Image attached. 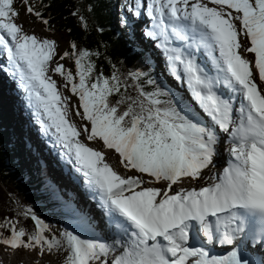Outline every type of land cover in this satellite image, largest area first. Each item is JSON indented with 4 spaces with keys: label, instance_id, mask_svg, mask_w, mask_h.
<instances>
[{
    "label": "snow or ice",
    "instance_id": "1",
    "mask_svg": "<svg viewBox=\"0 0 264 264\" xmlns=\"http://www.w3.org/2000/svg\"><path fill=\"white\" fill-rule=\"evenodd\" d=\"M22 3L28 14L49 25L31 0ZM141 7L142 0H135L136 16ZM146 11L159 30L147 35L162 38L159 47L172 74L180 79L183 73L210 123L180 100L162 107L159 97L165 93L159 90L149 94L141 88L142 99L121 95L112 104L109 98L121 94L117 74L90 82L94 54L77 52L72 43L74 77L55 62L57 42L28 34L17 23L16 0H0V55L33 99L42 127L75 160L104 216L100 223L89 212L73 209L77 226L91 235L73 229L47 238V226L29 209L26 216L35 232L5 220L0 229L8 228L9 235L0 231V245L63 253V264H264V254L250 251L258 247L264 253V0H147ZM169 30L187 42V51L172 46ZM193 48L205 49L215 77L198 63ZM69 55L64 52L59 59ZM53 75L63 77L65 87L71 85L83 110L75 114L90 129L81 131L71 122L69 98ZM140 76L132 73L131 79ZM220 85L230 95L221 94ZM122 104L127 105L123 111ZM217 128L231 137L230 159L222 174L205 180L204 170L217 155ZM82 132L88 141L98 138L113 149L129 173L140 175L117 172L101 151L80 139ZM185 180L202 186L185 188ZM217 243L227 248L224 254L205 246Z\"/></svg>",
    "mask_w": 264,
    "mask_h": 264
},
{
    "label": "trees",
    "instance_id": "2",
    "mask_svg": "<svg viewBox=\"0 0 264 264\" xmlns=\"http://www.w3.org/2000/svg\"><path fill=\"white\" fill-rule=\"evenodd\" d=\"M122 1L120 0V2ZM31 2L43 13L44 18L53 25V29L57 28L69 39L71 44L75 43L77 45V52L86 50L94 54L90 57L91 62L95 65L92 75L107 77L114 64L132 68L137 63L138 60H135L137 58L130 56L131 49L119 34L120 29L118 28V24L122 21L123 17L121 14L117 17L115 13L116 4L113 1L31 0ZM121 29L124 30V27H121ZM71 52L72 49L69 51L70 59L73 58ZM123 79L125 78L123 77ZM164 101H167V99ZM166 105L169 106L170 104L164 103V106L163 104L161 106L167 107ZM2 106L0 105L1 108ZM0 128H3V124H0ZM7 130L0 131L3 136L5 135L4 137L1 136L3 139L0 138V214L5 215L7 213V203H13V196L9 195L10 193L17 192L21 197L26 198L28 197V193L25 192L26 189H32L34 192H31L32 194L30 193V195H35L42 203L40 206H34V204L28 202L26 204L28 210L31 209V212L41 211L45 213L49 204H46L47 197L36 189L39 186L38 184L36 185L38 181L31 180L24 186L23 182L27 179L26 175L30 169L28 172H22L20 167H17L18 164L16 162L10 161L11 156L20 153V150L14 148L13 129L8 128ZM7 161L10 163L9 166L7 165ZM11 168H15L14 171H11ZM30 184H32V187ZM16 213L19 214L21 219L18 217L14 218V216H12V219L14 218V221L17 223L21 221V224H18V229L23 227L27 231L30 227L22 220L28 221L31 219L19 211ZM12 214L15 215L14 212ZM6 232H9L8 228ZM27 232L31 234L35 231L30 228Z\"/></svg>",
    "mask_w": 264,
    "mask_h": 264
},
{
    "label": "rangeland",
    "instance_id": "3",
    "mask_svg": "<svg viewBox=\"0 0 264 264\" xmlns=\"http://www.w3.org/2000/svg\"><path fill=\"white\" fill-rule=\"evenodd\" d=\"M21 3H22V0H16L17 8H19ZM130 3L133 4V9H135V0H130ZM146 5H147V0H146L145 5L142 2V7L139 9V11L143 10ZM19 12H20V16H19V19L17 20V23L22 24L24 27V30L28 34L36 35L41 39L47 38V39L55 40L57 42V57L55 58V62L63 64L65 66V68L68 70H73V65H72V63L68 62V58H66L64 60L59 59L60 55H62L64 52H67V49L69 47V39L67 37H65L64 34L61 33V31H59L57 28L53 29V25L51 23H49V25H47V26L44 25L39 20H38L39 22L37 21L38 22L37 23L35 21L34 16L28 14L26 12V9L23 11L19 9ZM48 26H49V29H51V30L48 29ZM1 59L6 64V66L3 65L4 68L2 70H0L1 71L0 75L2 76V79L7 80L10 84L18 85L15 81V75L16 74H14V71L9 67L7 60L3 57V55L1 56ZM144 66H145V68H148L150 65L146 64ZM91 78H93V77H91ZM53 79L57 80L58 90L64 96H67L69 98L70 112L72 113L73 117L77 118L79 123L81 124V125H79V128L82 130L85 127L90 129V124L87 121L82 120L80 116H77L75 114L77 111L81 112V109L79 108V100L76 96H73L71 94L69 85L67 87H65L66 82L64 81L63 77H61L59 75H53ZM76 82H78V77H76ZM6 97H8V94L5 91L4 87L2 85H0V102L3 100V98H6ZM8 105L2 106V108H0V124H3V128H0V131H8L7 129L8 128L12 129L13 125L15 124V120L13 118V113H12V110H13L12 106H14V104L11 101V105H10V103ZM33 108H34V106H32V110H33ZM33 113L35 114L34 111H33ZM1 136H3V135L0 133V138L3 139V137L5 135L3 137H1ZM97 143L99 146H101L103 149H105L114 158V159H112V161H116V162L119 161L118 154L115 153V151L113 149H107L103 145V142L101 140H99L98 138H97ZM14 148L16 150H18L16 147H14ZM6 156H7V154H6ZM26 158H27L26 154L24 152H21V150H20V153H17V154H14L11 156L10 161L12 160V161H15L16 163H19V164H25ZM119 166L122 168V166L120 164H119ZM17 167L19 168L20 165H18ZM29 169H30V171H33L32 166H27V167L23 168L21 171L22 172L28 171ZM145 178H147V177H145ZM187 181L188 180H185L183 182V185H188ZM189 181H191V180H189ZM15 194L17 196L19 195V193H17V192H15ZM5 198H7V197H5ZM36 200L37 199H33V201H36ZM21 204L25 208H27L26 207L27 202L24 201V199H21ZM3 215L0 214V223L4 222ZM44 221L48 225H51V223L54 222V221H52V219H45V218H44ZM6 229L7 228H3V229H0V231H2L5 236H8L9 232H6ZM56 229H59V228L56 227ZM59 230H61V229H59ZM46 234H47V238L54 236L53 233H46ZM55 235H57V238H59L61 233H56ZM0 249L3 250V253H4V254H1V255H4L1 257L6 258L7 261L14 260L15 258H17L18 260H21L24 253H25V250H27V252L30 251L28 249H23V248L12 251L11 249H5V246H3V245H0ZM35 249H37V248H35ZM45 253H46V255L44 256V258L46 259L45 260L46 264H50L49 261H52V264H56V257L54 256L56 253L55 252L49 253L46 250H45ZM59 254L61 256V261H60V263H57V264H63L65 254H63V253H59ZM27 259L30 260V262H28L27 264H35V263H31V262H33V260H35L34 258L28 257ZM39 259H40V257H39ZM22 261L25 262L27 260H22ZM36 264H40V263H36Z\"/></svg>",
    "mask_w": 264,
    "mask_h": 264
},
{
    "label": "bare ground",
    "instance_id": "4",
    "mask_svg": "<svg viewBox=\"0 0 264 264\" xmlns=\"http://www.w3.org/2000/svg\"><path fill=\"white\" fill-rule=\"evenodd\" d=\"M144 8H145V7H144ZM148 24H149V22H148ZM1 56H2V55H0V65H4V66H6V64L4 63V61L1 59ZM0 70H2V69H0ZM6 81H7V80H6ZM33 111L36 112V108H35V106H34V108H33ZM87 212L93 214L92 209H87ZM98 219H99V217H98ZM0 256H2V255H0ZM259 256H260V255H259ZM7 258H8V257H7ZM42 258H43V255H42L41 259H42ZM42 260H44V259H42Z\"/></svg>",
    "mask_w": 264,
    "mask_h": 264
}]
</instances>
